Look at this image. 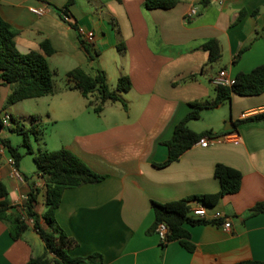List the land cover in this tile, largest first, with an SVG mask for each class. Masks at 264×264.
I'll list each match as a JSON object with an SVG mask.
<instances>
[{
  "label": "crops",
  "instance_id": "1",
  "mask_svg": "<svg viewBox=\"0 0 264 264\" xmlns=\"http://www.w3.org/2000/svg\"><path fill=\"white\" fill-rule=\"evenodd\" d=\"M66 6L70 17L61 11ZM41 8L45 10L42 16L32 11ZM193 9L197 14L189 16ZM241 11H245L243 16ZM0 15L17 32L15 42L21 53L45 55L41 43L46 40L55 50L47 57L54 93L45 98L57 109L72 112L67 100L73 94L82 98L67 74L92 64L80 43L83 33L94 36L91 45L100 52V66L107 52L114 55L112 73L102 67L110 88L115 89L124 75L132 82L131 90L120 94L121 101L108 102L101 114L83 98V109L74 107L80 120H51L57 139L51 136L36 145L38 151L68 149L106 176L100 183L63 193L55 216L63 231L79 243L70 251L71 257L100 255V264L264 262V213H249L264 202V121H245L264 113V93L234 95L215 109L202 111L199 120H207L206 125L195 121L188 125L197 133L213 131L215 142L207 148L198 142L177 162L158 167L167 161L165 143L192 110L191 103L215 99L213 79L220 71L226 70L235 79L264 65V0H212L207 7L200 0H180L168 10H148L145 0H0ZM212 39L219 41L222 50V58L215 63H209V52L201 48ZM120 44L126 47L124 54L117 49ZM58 73L66 76L67 87L57 85L54 75ZM10 93L11 86L0 79L1 118L4 113L13 115L2 107ZM8 157L7 150L0 154V177L9 187L11 204L21 208L30 191L39 189L35 211L42 217L46 212L44 179L36 166L22 159L17 168L25 182H19L11 175ZM217 164L237 169L243 176L238 193L206 206L211 215L225 214L230 230L222 227L225 221L186 224L194 251L179 242L164 246L153 230L152 201L171 203L219 194ZM200 205L201 201H194L191 207ZM28 225L15 240L8 225L0 221V264H27L44 254L43 240L33 222ZM42 226L47 228L43 221Z\"/></svg>",
  "mask_w": 264,
  "mask_h": 264
},
{
  "label": "trees",
  "instance_id": "2",
  "mask_svg": "<svg viewBox=\"0 0 264 264\" xmlns=\"http://www.w3.org/2000/svg\"><path fill=\"white\" fill-rule=\"evenodd\" d=\"M180 0H145L148 10L171 9ZM212 0H200L203 7L211 4ZM69 6L61 9L64 15L68 14ZM245 11H241V16ZM17 32L0 15V79L11 86V93L7 98V104L13 106L19 102L32 99H41L52 96L54 93L53 73L50 69L47 57L52 56L55 50L48 40L41 43L45 52L42 55L37 52L27 54L21 53L16 46L15 37ZM80 43L84 49L89 62L98 61L100 52L80 37ZM209 52V63H215L222 58V50L218 40L212 39L201 47ZM120 53L126 52L123 44L117 46ZM193 77L192 79H194ZM67 79L74 83L75 91L88 101V106L97 114H101L108 102L121 101L120 94L131 90L132 82L128 75L122 76L115 89L108 84L107 74L102 69H97L95 75L87 73L78 67L67 74ZM264 93V65L254 68L247 73H239L232 86H217L214 100L196 101L191 103L192 110L176 126L172 138L165 144L168 147L169 156L165 163L158 167H166L177 162L181 156L205 137H213V131L197 133L189 127L190 121L201 118L202 111L215 109L219 105L230 101L234 95L240 97H253ZM124 108L127 106L123 103ZM14 127L9 130L23 137L22 145L27 149V154L33 155L34 163L38 173L44 179L46 212L42 217L35 211L38 203L40 190L33 189L27 196L25 203L19 208L12 205L10 190L0 177V221L5 222L13 239H20L29 229L28 221L33 222V228L37 231L45 244V252L39 257L32 258L27 264H100V255L87 258H73L70 251L77 248L79 243L76 239L67 235L56 220V212L61 205L63 193L67 189L77 188L85 184H96L104 181L106 176L93 171L70 150L62 148L56 151L39 149L33 152L30 136L34 135L36 140L40 139L39 124L27 129L24 124L11 115ZM245 121H264V113L252 116ZM0 117V130L3 129ZM7 148L18 167L24 155L20 152L21 146H13L8 139L1 140ZM215 177L220 182V192L214 196H193L171 203H159L152 201L155 213L156 225L165 223L168 227L167 245L171 242H179L185 249L193 252L195 249L191 241V233L185 225H200L209 223L206 220L194 219L190 215L191 204L201 201L203 205H212L219 198L226 195L236 194L241 190L243 176L237 169L224 164H217ZM250 215L264 213V202L257 203L251 210ZM42 221L47 228H43ZM243 264H264V262H247Z\"/></svg>",
  "mask_w": 264,
  "mask_h": 264
},
{
  "label": "rangeland",
  "instance_id": "3",
  "mask_svg": "<svg viewBox=\"0 0 264 264\" xmlns=\"http://www.w3.org/2000/svg\"><path fill=\"white\" fill-rule=\"evenodd\" d=\"M114 55L107 52L102 61V65L96 61L92 64H89L85 66V71L91 75L96 73V70L102 69V67H105L110 73H112V70L115 68V59L113 57ZM54 80L56 81L57 85L60 87H67L68 83L66 80V76L64 74L58 73L54 75ZM112 89V88H111ZM73 96L72 100H67L68 103H72V112L69 110L64 109H57L55 104L50 103V98H41V99H32V100H25L22 102H19L13 106H9L7 104V101L3 102L4 109H6L8 112L12 113L16 118H18L24 126L29 129L32 127V125L36 124L34 122V118L39 119L40 121L37 123L39 124V131L40 133V139L36 140V137L34 135L30 136V141L32 144L33 152L37 153L38 148L36 145L38 144V141H46L51 136H54L53 139H57L55 135H53L54 130H56L55 124L51 120H78L79 116L77 115V112L79 110L75 109V106H78V109H83V97H78L79 99H76L75 94L71 95ZM2 102V98L0 96V104ZM73 113V114H72ZM94 114V113H93ZM80 120V119H79ZM197 124L206 125L207 120H204L202 118L201 120L195 121ZM11 127H14L13 122H11ZM224 129L226 128V125L223 126ZM0 139H8L13 146L17 147L19 145H22L23 137L16 132H12L9 130V128H4L0 133ZM0 140V141H1ZM20 152L25 154L27 152V149L23 146L20 147ZM23 161L29 165V166H36L33 160V155H27L23 158Z\"/></svg>",
  "mask_w": 264,
  "mask_h": 264
},
{
  "label": "built area",
  "instance_id": "4",
  "mask_svg": "<svg viewBox=\"0 0 264 264\" xmlns=\"http://www.w3.org/2000/svg\"><path fill=\"white\" fill-rule=\"evenodd\" d=\"M35 14L42 16L45 13V10L43 8L41 9H33L32 10ZM197 14V10L193 9L191 11V13L189 14V16H195ZM83 38V40L89 44H91L94 40V36L93 35H85L84 33L81 36ZM213 83L217 86H232L234 83V79L229 77L228 73L226 70H222L219 72V74L213 79ZM2 122H3V129L4 128H10L11 122H12V118L11 115L9 113H4L3 114V118H2ZM2 129V130H3ZM217 138H209V137H205L203 139H201L199 141V144L204 147L207 148L209 147L211 144H213V142H215ZM7 150V148L3 145L0 146V154L5 153ZM7 162L13 166V170L11 175L16 178L19 182L24 183L25 182V178L23 177V175L19 172L17 166H16V162L15 159L9 155V157L7 158ZM27 200V198H26ZM190 215L192 216V218L194 219H200V220H206L208 222L211 223H223V221H225V214H223L222 212H215L214 214H209L207 207L204 205H200L197 207H191L190 209ZM222 227L225 230H230L231 228V223L229 222H224ZM156 234L159 236L162 244L166 243L167 241V237H168V227L165 223H160L156 226L155 229Z\"/></svg>",
  "mask_w": 264,
  "mask_h": 264
},
{
  "label": "water",
  "instance_id": "5",
  "mask_svg": "<svg viewBox=\"0 0 264 264\" xmlns=\"http://www.w3.org/2000/svg\"><path fill=\"white\" fill-rule=\"evenodd\" d=\"M232 127H234V126H232ZM225 129H226V130H229V128H227V127H226ZM156 226H157V225L155 224L154 227H153V230L156 229Z\"/></svg>",
  "mask_w": 264,
  "mask_h": 264
}]
</instances>
